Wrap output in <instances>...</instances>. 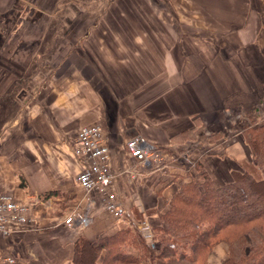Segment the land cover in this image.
Wrapping results in <instances>:
<instances>
[{"label": "crops", "instance_id": "1", "mask_svg": "<svg viewBox=\"0 0 264 264\" xmlns=\"http://www.w3.org/2000/svg\"><path fill=\"white\" fill-rule=\"evenodd\" d=\"M105 3L102 15L88 16L99 19L79 49L82 62H59L49 74L40 64L27 77L25 62H0V195L31 204L28 226L0 235V264H71L79 238L135 222L150 242L177 189L179 172L168 171L162 153L200 162L216 186L250 160L239 123L264 102V0ZM30 82L36 87L26 90ZM92 125L103 130L124 220L76 184L82 160L73 156L74 140ZM135 136L165 162L132 158L125 143ZM70 213L86 215L88 225L67 226ZM226 252L217 245L206 264H222Z\"/></svg>", "mask_w": 264, "mask_h": 264}, {"label": "trees", "instance_id": "2", "mask_svg": "<svg viewBox=\"0 0 264 264\" xmlns=\"http://www.w3.org/2000/svg\"><path fill=\"white\" fill-rule=\"evenodd\" d=\"M258 115L255 107L243 116L241 131L252 163L233 172L231 182L216 186L203 165L194 163L196 175L177 180L150 242L136 228L94 240L79 238L71 264H150L156 259L162 264H206L220 243L227 247L222 264H264V117L258 120Z\"/></svg>", "mask_w": 264, "mask_h": 264}, {"label": "rangeland", "instance_id": "3", "mask_svg": "<svg viewBox=\"0 0 264 264\" xmlns=\"http://www.w3.org/2000/svg\"><path fill=\"white\" fill-rule=\"evenodd\" d=\"M105 1L108 2V0H0V62H4L7 58L8 62H25L23 75L25 77L37 74L40 64H42V71H46L44 74H49L48 70L52 68V65L59 62H82L81 59L84 57L79 53L83 49L81 44L84 42V37L88 36L89 29L95 27L99 19L90 17L96 16V12L101 15L104 13L105 5H107ZM9 70L10 76H15L16 66H9ZM47 78L42 77L40 83H45ZM36 83L30 82L26 90H32L36 87ZM10 89L16 90L17 84H12ZM257 108L260 117L258 120H261L264 117V102L260 103ZM243 121L244 117L240 120L239 130L246 142L241 131ZM222 137V134L211 135L210 141H217ZM160 155L161 153H158L156 164L165 162ZM164 155L169 158L168 171L179 172L173 181L185 174L196 175V170L192 167L193 164L179 162L180 157H176L172 151L162 153L163 157ZM251 163L250 154L248 163L239 164L240 169L236 170L242 171L245 165L251 166ZM175 164H177V168H171L176 166ZM232 180L233 177L230 175V180L225 183ZM135 225L137 228V222ZM127 228L134 229L129 225ZM220 245H224V243H220ZM157 261L161 262L156 259L150 264H158Z\"/></svg>", "mask_w": 264, "mask_h": 264}, {"label": "built area", "instance_id": "4", "mask_svg": "<svg viewBox=\"0 0 264 264\" xmlns=\"http://www.w3.org/2000/svg\"><path fill=\"white\" fill-rule=\"evenodd\" d=\"M125 148L132 158L153 159L159 156L156 150L147 145L139 136L130 138ZM73 156L82 160V168L76 175L75 181L86 195L97 193L102 197L103 208L115 220L126 219V212L114 190V174L109 167V148L104 141L103 130L98 125L81 127L74 140ZM31 204L18 202L10 194L0 195V235L8 236L16 231H23L29 224ZM64 223L67 226L77 223L86 226L89 219L86 215L70 213ZM129 227L135 225L130 223ZM5 262L13 264L11 258Z\"/></svg>", "mask_w": 264, "mask_h": 264}]
</instances>
